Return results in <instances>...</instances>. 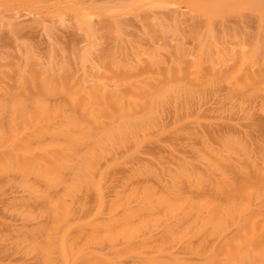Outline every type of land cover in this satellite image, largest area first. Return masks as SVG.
Returning <instances> with one entry per match:
<instances>
[{
  "label": "rangeland",
  "instance_id": "1",
  "mask_svg": "<svg viewBox=\"0 0 264 264\" xmlns=\"http://www.w3.org/2000/svg\"><path fill=\"white\" fill-rule=\"evenodd\" d=\"M0 264H264V0H0Z\"/></svg>",
  "mask_w": 264,
  "mask_h": 264
},
{
  "label": "bare ground",
  "instance_id": "2",
  "mask_svg": "<svg viewBox=\"0 0 264 264\" xmlns=\"http://www.w3.org/2000/svg\"><path fill=\"white\" fill-rule=\"evenodd\" d=\"M144 1V0H143ZM147 1V0H146ZM148 1H150V0H148ZM152 1V0H151Z\"/></svg>",
  "mask_w": 264,
  "mask_h": 264
}]
</instances>
